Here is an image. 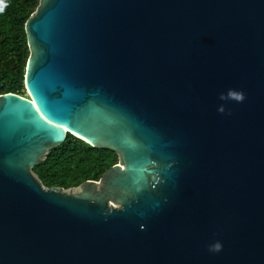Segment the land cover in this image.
Returning <instances> with one entry per match:
<instances>
[{
	"label": "water",
	"instance_id": "obj_1",
	"mask_svg": "<svg viewBox=\"0 0 264 264\" xmlns=\"http://www.w3.org/2000/svg\"><path fill=\"white\" fill-rule=\"evenodd\" d=\"M26 32L0 264H264V0H42ZM68 135L119 165L46 189Z\"/></svg>",
	"mask_w": 264,
	"mask_h": 264
},
{
	"label": "trees",
	"instance_id": "obj_2",
	"mask_svg": "<svg viewBox=\"0 0 264 264\" xmlns=\"http://www.w3.org/2000/svg\"><path fill=\"white\" fill-rule=\"evenodd\" d=\"M42 0H0V96L14 94L25 98V77L31 57L26 25ZM117 152L94 148L68 135L48 159L33 169L48 189L65 191L87 182H99L119 165Z\"/></svg>",
	"mask_w": 264,
	"mask_h": 264
},
{
	"label": "rangeland",
	"instance_id": "obj_3",
	"mask_svg": "<svg viewBox=\"0 0 264 264\" xmlns=\"http://www.w3.org/2000/svg\"><path fill=\"white\" fill-rule=\"evenodd\" d=\"M25 98H26V99H30V97H29V93L27 92V90H26ZM68 191H69V190H68Z\"/></svg>",
	"mask_w": 264,
	"mask_h": 264
}]
</instances>
